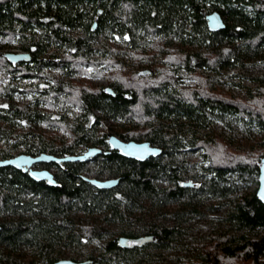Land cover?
<instances>
[{"label":"trees","instance_id":"obj_1","mask_svg":"<svg viewBox=\"0 0 264 264\" xmlns=\"http://www.w3.org/2000/svg\"><path fill=\"white\" fill-rule=\"evenodd\" d=\"M213 11L226 24L217 32L206 23ZM155 38L164 44L157 51ZM12 47L30 61L9 63L2 49ZM258 63L264 0H0V74L51 67L66 76L42 85L33 105H0V160L101 149L85 161L34 165L57 186L0 167V264H52L62 252L82 264H264V204L257 189L242 192L258 184L264 157V71L247 72ZM83 70L107 84L70 80ZM188 79L196 84L179 85ZM252 132L258 149L232 146ZM109 134L162 152L142 162L105 154ZM81 175L119 182L98 189ZM212 213L218 227L188 240L185 223ZM143 236L152 240L138 245Z\"/></svg>","mask_w":264,"mask_h":264},{"label":"water","instance_id":"obj_2","mask_svg":"<svg viewBox=\"0 0 264 264\" xmlns=\"http://www.w3.org/2000/svg\"><path fill=\"white\" fill-rule=\"evenodd\" d=\"M206 23L209 31L217 32L221 29L226 27V24L221 17V15L217 11H213L206 15ZM93 29L96 27V22L93 23ZM34 48L32 49V51ZM5 58L11 64L21 63V62H28L31 59V53L22 52V53H14L8 52L4 53ZM106 93L113 94L112 89L110 87H105ZM106 142L108 144V151L104 152L105 154L116 151L119 155L134 159L136 161H145L149 157H156L161 152L162 149L159 147L152 146L150 142L143 141V142H135V141H123L115 134H109L106 138ZM101 153V149L95 147H88L86 151L79 155H67L63 157H58L48 153H40L38 155H30L25 153H19L14 156H11L6 159L0 160V167L3 166H10L14 169L21 170L29 175L31 179L37 182L45 181L47 185L50 186H57V182L53 176V173L48 169L41 168L35 169L34 165L37 163H62L67 161H85L86 159L94 156L96 154ZM81 178L84 181L89 182L93 186L98 189H107L111 188L118 184V178H109V179H95L90 176L81 175ZM258 186L256 190V197L259 201L264 204V157L261 158V164L259 167V173L257 176ZM151 236H143L141 237V242L138 245H142L145 242L151 241ZM129 241L124 238L120 237L118 239V243L121 247L127 248L131 247L129 245ZM52 264H82L81 261L73 260L72 258H64L58 259L57 261L53 262Z\"/></svg>","mask_w":264,"mask_h":264},{"label":"rangeland","instance_id":"obj_3","mask_svg":"<svg viewBox=\"0 0 264 264\" xmlns=\"http://www.w3.org/2000/svg\"><path fill=\"white\" fill-rule=\"evenodd\" d=\"M95 19V18H94ZM93 19V21H94ZM151 43L155 44V51H157L158 49H160V45L163 44V40L162 39H158V38H155ZM12 44H14V42H12ZM149 47H148V51H150L152 49V45L149 43L148 44ZM164 45V44H163ZM7 48H3L2 49V52H4ZM8 50V49H7ZM162 60V59H161ZM161 60H159V62H156L155 65L159 66V65H162L160 64ZM88 69H91L90 67H88ZM57 71V70H56ZM231 71H235L234 70H229L228 72H231ZM264 71V64L263 63H258L257 65H253L251 66L247 72L250 73V74H259L260 72ZM58 72V71H57ZM112 70H107L106 72H103L105 76H110L112 74ZM60 73V72H58ZM5 75V74H4ZM3 75V76H4ZM0 77H2V75L0 74ZM104 78H102L101 75H96V76H93V75H88L87 73H85V71L83 70L82 72H79L75 75H72L71 79L70 80H74L75 82L77 83H82V82H88V83H92V84H107V82L105 81V79L103 80ZM194 83H193V81ZM189 83V84H188ZM193 83V84H192ZM246 83H249L246 81ZM196 84V81L194 79H188L187 81H185L184 84L182 83H179L180 86L182 87H185V88H188L189 86H194ZM239 87L237 86H234L233 87V92H238L240 93L241 95H243V91L242 90H238ZM226 90V89H225ZM47 107L51 110H53L55 112V109L53 107H51L49 104L47 105ZM107 124H110V122L108 121ZM41 127H44V130L45 131H48V132H53L54 131V128L50 127L49 124H41ZM236 129H239L237 131H240L241 127L240 125H236L235 126ZM224 129L223 127H218L217 128V131H220ZM224 132V135H227L229 133L228 130H223ZM236 139V142H234L232 146L234 147H242L245 149H248L250 147L251 144L254 145V148L255 149H258L259 147V138H255V141H246V140H241L239 139L238 140V137L235 138ZM198 155V154H197ZM257 186L258 184L257 183H252V182H248L247 184H245L243 186V191L242 192H253L255 189H257ZM241 193V192H239ZM224 211V210H223ZM223 213V212H221ZM217 216L218 214L216 213H212L210 215L209 218L205 219V218H198V217H195V218H192L191 221L189 223H185V226L187 227V239L188 240H200L204 237H206V235L209 233L210 230H213V229H216L218 227V224H219V220L217 219ZM118 228V227H116ZM221 228V227H220ZM31 254V253H30ZM75 257L73 254L71 253H68V252H62L58 258H73ZM78 259L80 260H83L82 257H78ZM39 264H46V263H39Z\"/></svg>","mask_w":264,"mask_h":264},{"label":"built area","instance_id":"obj_4","mask_svg":"<svg viewBox=\"0 0 264 264\" xmlns=\"http://www.w3.org/2000/svg\"><path fill=\"white\" fill-rule=\"evenodd\" d=\"M7 49L3 52V54L8 53V52H14V53L28 52V51L21 50L15 47L7 48ZM65 77L66 76L64 73H58L55 69L51 67H44L41 73H38L37 76H9V74L6 73L4 76L0 77V86L5 87L6 84L8 83L9 88H14V90L12 91V94L10 97L0 93V105L9 104L12 102L17 103L19 105H23V106H28L29 104L33 105L35 103V98L40 95L39 90L42 85L46 84L48 80L51 81V79H54V80L64 79ZM69 77L71 78L72 76H69ZM222 85L225 87L224 89L228 88L226 84H222ZM0 124L3 125L1 121H0ZM31 124L32 126H35L36 128L41 127V124L36 125L35 123H32L31 121L27 122V127L29 128ZM236 130H239V129H236ZM239 133L243 136L247 135L242 129H240ZM260 135L261 134L252 132V137L250 140L255 141V138H258ZM86 150L87 148H85L83 152Z\"/></svg>","mask_w":264,"mask_h":264},{"label":"flooded vegetation","instance_id":"obj_5","mask_svg":"<svg viewBox=\"0 0 264 264\" xmlns=\"http://www.w3.org/2000/svg\"><path fill=\"white\" fill-rule=\"evenodd\" d=\"M187 185H193L192 183H189V184H187ZM138 242V241H137ZM136 241H135V243H137ZM129 243V245H132V244H130V241L128 242Z\"/></svg>","mask_w":264,"mask_h":264}]
</instances>
